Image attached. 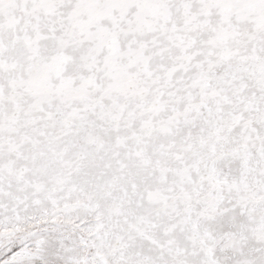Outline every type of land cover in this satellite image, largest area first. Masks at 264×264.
I'll return each instance as SVG.
<instances>
[{"label": "snow or ice", "instance_id": "snow-or-ice-1", "mask_svg": "<svg viewBox=\"0 0 264 264\" xmlns=\"http://www.w3.org/2000/svg\"><path fill=\"white\" fill-rule=\"evenodd\" d=\"M0 264H264V0H0Z\"/></svg>", "mask_w": 264, "mask_h": 264}]
</instances>
